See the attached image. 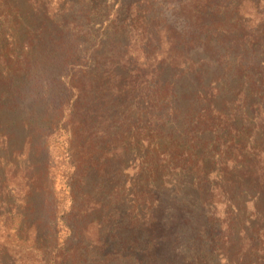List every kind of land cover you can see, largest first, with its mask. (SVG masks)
Wrapping results in <instances>:
<instances>
[{
    "label": "trees",
    "instance_id": "16d2710c",
    "mask_svg": "<svg viewBox=\"0 0 264 264\" xmlns=\"http://www.w3.org/2000/svg\"><path fill=\"white\" fill-rule=\"evenodd\" d=\"M5 1L0 0L3 8ZM29 1L42 18L32 38L40 59L21 64L30 71L22 91L0 92L4 112L15 118L13 132L0 131V150L10 156L1 162L13 174L0 176V218L16 244L43 252L46 264L56 259L67 264L66 258L50 255L78 245L96 256L101 237L94 215L108 205L90 200L87 192L77 196L75 188L84 187L95 171L102 174L114 164L123 169L135 148L151 152L170 169L178 160L179 171L194 174L211 187L206 191L221 193L229 224L235 222L230 210L237 213L245 205L238 198L236 206L233 193L241 197L254 186L264 198V57L248 62L217 54L205 26L199 30L204 36L190 48L182 43L183 31L205 25L210 0H186L192 23L177 31L154 25L155 0H118L104 24L125 34V42L118 40L111 52L100 54L102 32L88 30L91 18L103 12L100 0H57L52 8L49 0ZM122 9L125 19L119 20ZM88 39L91 46L85 48ZM234 84L247 87L234 94ZM57 130L64 134L62 164L69 169L70 207L63 218L50 176L54 161L48 139ZM98 140L104 141L96 148ZM178 145L184 149L177 154ZM16 174L21 189L9 180ZM259 205L255 202L254 224L248 226L264 232V201ZM93 224L94 238L88 232Z\"/></svg>",
    "mask_w": 264,
    "mask_h": 264
},
{
    "label": "rangeland",
    "instance_id": "374dc122",
    "mask_svg": "<svg viewBox=\"0 0 264 264\" xmlns=\"http://www.w3.org/2000/svg\"><path fill=\"white\" fill-rule=\"evenodd\" d=\"M185 1L155 0L152 16L154 25H167L176 31L185 29L187 23L191 25V15L187 13ZM56 2L49 0L50 8ZM100 2L103 12L92 17L88 26L91 32H102L99 54L111 52L112 43L118 40L125 42V34L121 37L112 26L104 24L108 9L114 10L118 0ZM4 4L6 8L0 5V92L12 93L13 90H23L30 72H24L25 68L22 67L20 69L21 64H30L35 56L40 59L38 52L33 51L32 38L42 18L32 10L34 3L31 4L29 0H6ZM206 12L205 25L200 24L197 30L181 33L182 43L188 48L192 42L204 36L199 30L205 26L209 28L205 35L213 47L212 51H218L217 54L227 52L230 59L243 57L248 62L255 55L264 57V48H260L261 42H264V0H210ZM120 17L119 20L125 19L123 9ZM90 46L91 40L88 39L85 48ZM232 86L234 94L243 86L247 87L238 84ZM218 107L227 109L223 103H219ZM4 111L0 104V131L13 132L9 127L15 118ZM63 138V132L57 130L48 139L50 157L54 161L50 176L53 177V191L61 218L68 214L70 207V189L67 186L69 169L62 164L66 155ZM103 141L98 140L95 147L99 148ZM184 141L182 138L180 146L185 144ZM171 145L166 146V149L173 152L175 149ZM183 149L178 145L177 154ZM4 157L10 159L0 150V176L6 171L4 176L9 177L13 174L4 168L1 162ZM157 159L151 152L135 148L127 153L123 169H118L117 164L108 166L102 170V174L95 171L84 187L78 189L79 186H76L77 196L87 192L92 198L90 200L108 205L107 210L94 215L99 220V229L94 224L88 227L93 238L97 229L101 237L96 256L89 248L85 250L80 245L74 249L70 245L72 251L66 254L55 250L50 256L66 258L64 263L67 264H264V232L258 229L262 227L248 226L249 222L254 224L255 202L261 208L264 201L260 190L248 186V192L241 197L236 193L230 196L231 200L236 201V206L240 204L238 198H243L245 205L237 213L233 208L229 209L230 217L235 218V222L229 224L221 193L206 191L211 187L195 180L194 174L179 171L178 168L183 166L178 160L174 161V167L170 169L171 165L165 166ZM181 175L186 176L179 178ZM12 177L8 178L10 182L21 189L22 182L18 174ZM9 198L11 201L15 195L11 193ZM82 200L78 197V203ZM3 224L0 218V260L8 264H46L43 252L16 244L11 232L6 233ZM245 233H249L247 237ZM54 261L55 264H61L57 259Z\"/></svg>",
    "mask_w": 264,
    "mask_h": 264
}]
</instances>
